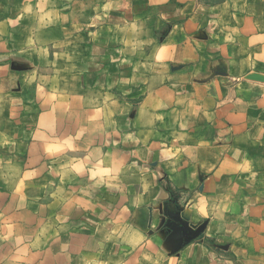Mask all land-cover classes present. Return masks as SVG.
Returning <instances> with one entry per match:
<instances>
[{
  "label": "crops",
  "instance_id": "crops-1",
  "mask_svg": "<svg viewBox=\"0 0 264 264\" xmlns=\"http://www.w3.org/2000/svg\"><path fill=\"white\" fill-rule=\"evenodd\" d=\"M0 264H264V0H0Z\"/></svg>",
  "mask_w": 264,
  "mask_h": 264
}]
</instances>
